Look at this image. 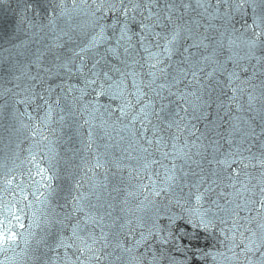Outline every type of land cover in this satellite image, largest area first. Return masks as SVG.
I'll return each mask as SVG.
<instances>
[{"label":"snow or ice","instance_id":"obj_1","mask_svg":"<svg viewBox=\"0 0 264 264\" xmlns=\"http://www.w3.org/2000/svg\"><path fill=\"white\" fill-rule=\"evenodd\" d=\"M19 6L32 31L0 49V110H43L19 122L38 147L59 109L96 150L56 206L30 153L42 208L25 225L0 205V264H264V0Z\"/></svg>","mask_w":264,"mask_h":264},{"label":"water","instance_id":"obj_2","mask_svg":"<svg viewBox=\"0 0 264 264\" xmlns=\"http://www.w3.org/2000/svg\"><path fill=\"white\" fill-rule=\"evenodd\" d=\"M23 0H0V49L11 47L9 40L20 43L28 40V34L32 31L28 28L27 23L21 24V5ZM31 17V13H29ZM39 22V18H37ZM33 50L37 47L35 44L30 45ZM11 86V85H8ZM226 102V101H225ZM2 103V101H0ZM20 112H24L23 105L19 106ZM30 115L34 118L32 121L28 116H20L11 107L0 110V205L8 203L20 215L18 209L24 208L22 222L27 225L32 212L42 208V205L35 203V198L31 195L35 185L32 179L29 178V169L32 170L33 177L39 180V176H35V166L30 163V153L36 154L37 161L42 167L50 168V175L55 179L52 181L55 195L51 197L52 206L65 203V197L69 196V189L75 179H79L84 175L85 161L92 162L93 152L96 150V145L92 151L85 148L87 142L88 126L79 128L77 124L66 117L64 121H60L59 109H56L51 114V119L47 126L41 125L42 131L47 140L40 141L37 147L34 141L28 134L27 130L20 129V121L25 124L38 123V118L44 116V111H33L27 109ZM82 123V121H80ZM201 127V125H198ZM16 129H20L16 131ZM39 140V137L36 138ZM97 144L101 145L99 151L103 152L102 141L97 140ZM227 147V145H225ZM51 157V163H49ZM10 171V175L14 176L11 185H5V173ZM96 183H103L104 170H96V175L88 173ZM109 187L116 181L109 173ZM19 185L20 187H17ZM87 183L85 188H87ZM21 188L28 194V199L24 200L21 194ZM46 191L45 189H41ZM32 202V208L26 205ZM3 209L0 208V212ZM59 211V208H57ZM15 223V221H13ZM27 228L22 231L27 232ZM35 230V229H34ZM19 251V249H17ZM12 255L11 252L8 253ZM0 259L3 256L0 255Z\"/></svg>","mask_w":264,"mask_h":264}]
</instances>
